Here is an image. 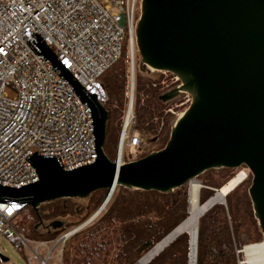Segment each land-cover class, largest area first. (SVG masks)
I'll return each instance as SVG.
<instances>
[{
    "label": "water",
    "instance_id": "1",
    "mask_svg": "<svg viewBox=\"0 0 264 264\" xmlns=\"http://www.w3.org/2000/svg\"><path fill=\"white\" fill-rule=\"evenodd\" d=\"M135 40L139 69L176 75L180 91L191 96L165 146L123 165L110 161L103 151L104 107L32 33L26 41L30 49L89 108L94 161L64 170L57 155L34 152L26 161L37 181L17 188L0 184V202H16L37 211L45 203L107 190L94 215L61 236V242L102 212L116 186L168 193L206 171L245 166L251 175L248 196L264 244V0H141ZM179 94L174 89L160 100L171 101ZM132 100L133 86L129 103ZM228 193L220 204H225ZM0 262L7 258L0 254Z\"/></svg>",
    "mask_w": 264,
    "mask_h": 264
},
{
    "label": "built area",
    "instance_id": "2",
    "mask_svg": "<svg viewBox=\"0 0 264 264\" xmlns=\"http://www.w3.org/2000/svg\"><path fill=\"white\" fill-rule=\"evenodd\" d=\"M140 5L141 0H0L1 185L17 188L36 182L35 171L26 161L34 152L57 155L64 170L94 161L89 108L46 60L30 49L26 41L31 34L38 35L79 85L103 106L106 95L99 78L120 58L123 40L129 51L134 96ZM145 73L162 77L152 86L159 84L164 94L177 89L185 97L166 113L176 116L175 109L190 104L189 94L180 91L182 84L176 75L153 69ZM147 143L146 135L135 129L133 100H128L119 135L118 164L141 158ZM240 173L243 181L249 171L241 168L236 174ZM21 207L16 202H0V234L16 247L26 248L34 242L12 225ZM69 237L61 242L58 239L56 244L63 247ZM34 258L46 264L49 257L40 259L35 254Z\"/></svg>",
    "mask_w": 264,
    "mask_h": 264
},
{
    "label": "trees",
    "instance_id": "3",
    "mask_svg": "<svg viewBox=\"0 0 264 264\" xmlns=\"http://www.w3.org/2000/svg\"><path fill=\"white\" fill-rule=\"evenodd\" d=\"M138 58L139 55L135 53V67ZM143 73L138 68L136 71L134 69L135 129L149 139L148 151H159L165 146L171 132V116L166 110L173 106L174 101H167L165 103L168 105L163 106L160 97L165 91L159 84L152 86L159 83L162 77ZM99 81L106 95L103 104L107 114L103 151L110 161H114L130 93V59L126 40L120 58L101 75ZM233 171L223 169L220 172L224 178L220 185L214 180V173L206 171L200 181L205 188L199 191V203L206 202L214 190L233 178ZM250 185L249 173L245 180L225 196L224 205L216 203L198 219L196 264H238L241 253L237 251L246 244L262 240L258 221L248 208ZM95 193L98 194L93 212L101 206L108 191ZM73 211V208L62 204L60 200L43 204L38 211L24 205L18 210L12 225L26 240L50 242L58 234L46 223L69 214H80V211ZM187 216L186 185L168 193L116 186L99 216L64 242L61 264H135ZM79 222L72 225L71 229L81 224ZM243 235L245 242L241 241ZM188 251L189 236L181 233L147 264H188Z\"/></svg>",
    "mask_w": 264,
    "mask_h": 264
},
{
    "label": "rangeland",
    "instance_id": "4",
    "mask_svg": "<svg viewBox=\"0 0 264 264\" xmlns=\"http://www.w3.org/2000/svg\"><path fill=\"white\" fill-rule=\"evenodd\" d=\"M139 16H140V9L137 10V18H138V20H139ZM122 45H125V40L122 41ZM135 53L138 54L137 50H136ZM139 64H140V57L138 59H136L135 71L138 68V71L140 73L144 74L143 71H141L139 69ZM184 98H185L184 96L179 95V98L176 101H174V102L172 101L173 102V106H174L175 103H178L179 100H182ZM189 99L191 101V96L190 95H189ZM162 104H163V106L168 105L165 102L162 103ZM188 105L185 106V107H183V108L175 109L174 112L176 113V116L178 114H180V113H183L185 111V109L188 107ZM170 116H171V122H172L171 123V129H172L173 124H174V121L176 120V116H173L171 114H170ZM171 129H170V131H171ZM147 140H148V143H147V145L144 146V154H142V157H144V156H146V155H148V154H150L152 152H156V150H152V151L149 150L150 152L148 151V148L150 146V141H149L148 138H147ZM117 150H118V145H117ZM116 156H117V153H116ZM116 156H115V159L114 160H116ZM124 158H125V155H124ZM128 158L131 159V157H128ZM125 160H127V158H125ZM240 169L241 168L234 169L235 172L233 171V173L236 175V173ZM222 170L223 169H212V170H210L211 172L214 173V175H215L214 180L216 181V183L218 185L222 184L223 181H224V178L220 175V172ZM203 174H201L200 176H198L195 179V181L198 182L199 185L201 186L200 189L205 188L200 183ZM186 189H187V192H188V200H189V184H186ZM200 189H199V191H200ZM211 190H212V188H211ZM97 194L98 193H95V194L92 193V194H90L89 196H87L85 198L60 199V201H62V204L68 205L69 207L73 208V210H74L73 212L74 213H78L80 211V214L79 215L69 214V215H67L65 217H60V218H57V219H55V220H53L51 222L46 223V224L51 225V228L53 230H55L56 233L58 234V237L55 240H53V241H50V242H40V243L39 242H34V243L29 244L28 247H26V248L25 247L18 248L14 244H12L9 241H7L5 239V237L0 234V254L3 257L7 258V262H5V263L0 262V263L1 264H28V262L30 261V264H39V261L34 258L35 254H37V257L40 258V259H44L45 257H49L46 264H61L62 243L56 244L57 240L61 236L67 234L70 231H72L73 230V228L71 229L72 225L78 223L79 221H80L79 223L83 224L92 215H94V213L98 210L97 209L94 212L92 210L93 204L95 202V199H96V195ZM248 200H249L248 201V208H250V210H251V212H252V214H253V216L255 218V215H254V211H253V207H252V203H251L250 198ZM198 201H199V199H198ZM40 206H39V208H40ZM39 208H38V210H39ZM14 218L12 219V223L13 224H14ZM81 224H79V225H81ZM89 224H87L86 226H88ZM257 225H258V223H257ZM75 228L76 227H74V229ZM258 228H259V225H258ZM261 239H262V236H261ZM241 241L242 242H245L246 241V238H245L244 235L241 237ZM261 242H262V240H260V242H257V243L246 244V245H244L241 248V250L237 251V253H241V259H240V261H239L238 264H245V255L242 253V250L244 249L245 246L258 244V243H261Z\"/></svg>",
    "mask_w": 264,
    "mask_h": 264
},
{
    "label": "bare ground",
    "instance_id": "5",
    "mask_svg": "<svg viewBox=\"0 0 264 264\" xmlns=\"http://www.w3.org/2000/svg\"><path fill=\"white\" fill-rule=\"evenodd\" d=\"M242 178L243 173L236 174L222 187L217 189V191H215L214 194L203 204H200L198 201V194L200 189L199 183L195 180L191 181L189 183L187 218L161 242L157 243L151 250H149L144 256H142L135 264H147L153 257L161 252L181 233H187L189 236L188 264H196V229L198 219L216 203H220L223 196L234 189L242 181ZM106 206L104 207V209L106 208ZM242 253L245 255V264H264V244L262 242L245 246L242 250Z\"/></svg>",
    "mask_w": 264,
    "mask_h": 264
}]
</instances>
